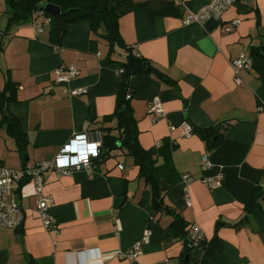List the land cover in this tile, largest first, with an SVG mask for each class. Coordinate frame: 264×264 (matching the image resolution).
Returning a JSON list of instances; mask_svg holds the SVG:
<instances>
[{"label":"crops","instance_id":"0c3cea01","mask_svg":"<svg viewBox=\"0 0 264 264\" xmlns=\"http://www.w3.org/2000/svg\"><path fill=\"white\" fill-rule=\"evenodd\" d=\"M205 4L116 1L111 49L103 25L94 31L88 21L68 25L54 45L48 16L13 22L0 0V163L19 170L53 160L75 136L101 145L102 136H117L122 77L115 71L130 53L151 70L136 75L128 108L140 147L152 155L162 204L154 207L135 158L100 148L105 155L90 170L44 172L54 232L36 212L33 182L13 184L24 218L18 229L0 227V264H89L99 254L104 264H264V0H237L218 20L184 24ZM241 54L252 68L236 84L231 61ZM59 66L79 74L57 83ZM153 99L163 110L155 122ZM205 154L212 166L204 171ZM218 175L216 188L202 181ZM192 225L205 241L188 247ZM136 242V259L118 258Z\"/></svg>","mask_w":264,"mask_h":264},{"label":"built area","instance_id":"2783aa9c","mask_svg":"<svg viewBox=\"0 0 264 264\" xmlns=\"http://www.w3.org/2000/svg\"><path fill=\"white\" fill-rule=\"evenodd\" d=\"M237 0H205V6L196 11H189L185 16L184 24L197 23L203 24L208 19H220L221 15ZM40 15V14H37ZM239 21H233L227 28L231 31L237 27ZM231 67L234 72L236 84H240V73L248 71L252 68V61L249 57L241 54L238 58L231 61ZM116 74L122 75L123 70L118 68ZM79 74L77 68L73 66H59L55 71V81L57 83H68L71 79ZM84 93L82 91H72L73 95ZM127 98H130L128 94ZM264 108H260V111ZM148 112L153 114L152 121H157L158 117L163 115L161 103L158 99H153L148 104ZM192 128L183 124V134L189 136ZM101 148L100 138L92 140L88 135L75 136L65 144L53 160L35 165H27L19 170L6 168L0 163V227L16 229L23 222L24 214L19 202L13 196V184L24 179H30L34 184V193L37 199L36 212L42 222V226L54 232L57 228L56 219L49 214V206L52 203L51 198L45 196L44 187V172L51 170L55 171L58 177L67 176L72 171L78 169L90 170L92 168V160L99 158ZM211 163L208 156L205 154L202 160V170L211 168ZM122 166H119L121 169ZM186 178V177H184ZM221 175L216 177H204L202 181L210 188H216L220 185ZM189 240L188 247L201 245L204 241V234L198 226L192 225L188 231ZM144 243L149 241V233H146L143 239ZM141 242H136L129 250L120 252L119 259H136L141 254ZM89 264H104L100 254L96 260Z\"/></svg>","mask_w":264,"mask_h":264},{"label":"trees","instance_id":"16d2710c","mask_svg":"<svg viewBox=\"0 0 264 264\" xmlns=\"http://www.w3.org/2000/svg\"><path fill=\"white\" fill-rule=\"evenodd\" d=\"M116 1L119 0H22L20 2L7 0L9 3L10 21H29L31 18H36L37 14L48 16L50 20V38L54 45L59 44L58 42L65 34L68 25L88 21L92 25V28L95 29L94 31H97L98 28L103 25L105 32L104 37L110 44L111 49L115 46L113 35H115V29L117 27L115 23L117 15L111 8V4ZM42 3H49L58 7L60 9V14L58 16H52L48 13L44 14L43 11H39V6ZM132 57L133 56L129 53L126 64L121 67L123 70V74L121 75V90L117 111L114 115L117 120V129L121 132H119L117 136H112L109 133L102 136L101 148L102 150L105 148L111 151L120 147L135 158L134 160L139 166L140 175L152 185V190H154L152 191L154 193V207L159 208L162 204L161 201L159 202L157 199L158 194L156 193V188L158 182L155 177L154 161L152 160L150 152L144 151L138 143V130L132 115H130V109L128 108L129 101L133 95L136 75L144 71L146 73L151 72V70L142 68L143 60L138 57L141 61V66L136 73H132L129 64V60ZM10 87V85H6L4 91L7 92ZM128 94H130L129 99L127 98ZM102 150H100V155L102 154L103 156L105 153ZM256 197H258V195ZM21 226L22 224L16 229Z\"/></svg>","mask_w":264,"mask_h":264},{"label":"water","instance_id":"95a60500","mask_svg":"<svg viewBox=\"0 0 264 264\" xmlns=\"http://www.w3.org/2000/svg\"><path fill=\"white\" fill-rule=\"evenodd\" d=\"M39 11H43L44 13H48L52 16H58L60 14V9L49 3H42L39 6ZM129 64L131 66L132 73H136L141 66V61L138 57H132L129 60ZM187 261H188V257L186 256L185 262L187 263Z\"/></svg>","mask_w":264,"mask_h":264}]
</instances>
